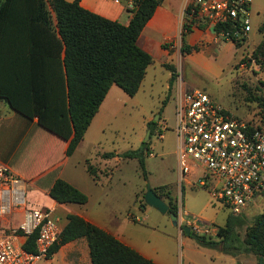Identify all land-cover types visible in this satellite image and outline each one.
Listing matches in <instances>:
<instances>
[{
  "label": "trees",
  "instance_id": "16d2710c",
  "mask_svg": "<svg viewBox=\"0 0 264 264\" xmlns=\"http://www.w3.org/2000/svg\"><path fill=\"white\" fill-rule=\"evenodd\" d=\"M134 2V8L129 9L130 23L122 25L86 10L81 0H0V99L18 115L30 122L37 119L41 128L68 142L67 156H72L84 140L111 87L116 85L127 95L135 96L153 64V57L138 41L161 0ZM263 29L264 23L259 31ZM191 31V24L186 23L182 32L183 54L201 49L186 44ZM254 56L264 57V40ZM165 67L172 72V85L174 67ZM155 124L150 125L151 134ZM148 143L121 155L123 159H138L146 179L144 151L148 150ZM115 156L103 154L104 159ZM86 167L97 179V169L89 161ZM154 191L167 202L170 212L179 213L165 187ZM49 196L60 204L85 205L89 201L87 194L61 178L51 187ZM67 220L60 241L51 248L47 259H52L62 246L86 239L91 264H157L78 215L69 214ZM243 222L230 216L226 226L219 227L218 239L194 233L191 237L202 247L222 246L224 252L233 255L235 250L243 251L254 255L258 264H264V212L241 240L235 229ZM36 238L37 234H33L27 240L28 251L36 252Z\"/></svg>",
  "mask_w": 264,
  "mask_h": 264
},
{
  "label": "rangeland",
  "instance_id": "374dc122",
  "mask_svg": "<svg viewBox=\"0 0 264 264\" xmlns=\"http://www.w3.org/2000/svg\"><path fill=\"white\" fill-rule=\"evenodd\" d=\"M251 10L253 29L244 43L237 45L220 38L222 43L214 49L215 52L203 51L189 57L183 63L180 75L190 87L209 94L231 114L264 128V57L258 59L254 56L264 40V29L259 31L264 23V0H253ZM174 71L176 80L179 73L175 68ZM171 77L168 68L154 63L135 96L127 95L117 86L103 102L73 160V165H77L76 183L89 197L87 205L76 208H85L104 226L112 216L121 219L115 222L114 228L107 226L108 229L117 231L118 224L122 237L134 243L135 250L147 255L160 253L165 264H258L254 255L243 251L235 250L233 255L224 252L222 246L202 247L187 235L182 241L178 240L179 227L172 224L169 215H163L145 203L149 185L153 189L165 187L178 205V216L182 212L185 220L194 216L208 224L225 227L228 218L233 216L228 208L213 204L207 190L193 184L197 176L190 174L185 181H180L175 134L176 85L173 84L171 89ZM153 122L156 124L151 134ZM42 135L51 137L46 132ZM145 142H149L148 150L144 151L147 179L138 159L121 157L125 152L143 148ZM105 153H115L116 156L104 159ZM87 161L98 172L102 171V175L111 174L109 182H104L105 187L97 189L93 185ZM41 169L30 166L28 177ZM27 191L30 209L48 205L44 194L30 185ZM256 199L242 215L233 216L244 221L235 229L241 240L245 238L247 228L264 212V194ZM133 216L139 220H134ZM61 217L60 223L64 225L66 215L61 214ZM79 256L76 264H85L83 253ZM37 264L73 263L59 255Z\"/></svg>",
  "mask_w": 264,
  "mask_h": 264
},
{
  "label": "built area",
  "instance_id": "2783aa9c",
  "mask_svg": "<svg viewBox=\"0 0 264 264\" xmlns=\"http://www.w3.org/2000/svg\"><path fill=\"white\" fill-rule=\"evenodd\" d=\"M252 2L184 0V25L208 28L218 39L244 43L253 29ZM129 6L134 8V0ZM175 134L181 182L190 174L197 176L193 184L207 190L212 203L228 208L233 216L242 215L263 196L264 129L236 117L209 94L193 88L179 91L176 97ZM28 186V181L0 163V264H37L49 257L61 239L63 228L55 208L27 206ZM179 219L198 236L218 234L219 228L197 217L185 220L180 212ZM33 234H37L35 253L25 248Z\"/></svg>",
  "mask_w": 264,
  "mask_h": 264
},
{
  "label": "crops",
  "instance_id": "0c3cea01",
  "mask_svg": "<svg viewBox=\"0 0 264 264\" xmlns=\"http://www.w3.org/2000/svg\"><path fill=\"white\" fill-rule=\"evenodd\" d=\"M68 1L72 2L74 0ZM130 1L131 0H81V5L86 10H89L109 20L117 21L122 25H128L132 18V13L129 11ZM183 5L184 0H161V3L156 8L154 15L148 21L146 27L142 31L138 43L142 49H144L153 57V64L148 68L147 75L141 87L144 85L149 71L154 63H159L161 67H165V65L173 66L180 75V70L182 69L183 63L186 62L189 57L193 56L195 53H201L203 51H205V53L215 52L214 49H216L217 46L222 43L216 37L215 33L212 32V30L208 28L193 27L192 31L186 36V44L191 47L199 46L201 49L199 52L183 54L181 51L183 47L182 32L184 30L185 22ZM169 43H171V45ZM173 84L176 85L174 89L176 97L179 91L193 89L183 81V78L180 81L179 76L173 82ZM115 87L117 86L113 85L111 87L106 98L109 97ZM106 98L104 102L107 100ZM2 104H5L6 106L3 108L0 107V163L9 166L18 176L28 181L32 189H36L47 197L48 205L41 208H36L42 210H47L52 207L55 208V215L59 217L60 221L62 218L61 214L66 215V223L61 225L62 228H64L67 224V216L69 214L78 215L85 220L99 226L100 228L112 233L123 243L135 249V245H132L134 243H130L126 241L124 237H122L118 224L116 225L118 228L116 229L117 231H113L107 227L111 226V228H114L115 222H118L121 219L116 218V216H112L108 220V225L104 226L102 223L88 214L85 208H76L79 206L84 207L88 203L85 205L60 204L49 196L51 187L59 178L66 180L70 184L79 188L81 191L83 190L76 183L77 165H73V160L75 159V156L77 155L80 145L83 141L80 143L72 156H67L66 150L68 148V142L59 139L55 135L41 128L38 125L37 119L30 122L29 120H26L22 116L18 115L5 100L0 99V106ZM103 104L104 103H102V105ZM6 107H8L9 110H5L7 109ZM98 113L94 117L90 127L93 125ZM44 132L50 134L51 137H44V135H42ZM104 165L107 166L106 164ZM30 166L35 168L42 167V169L37 170L36 173L30 178V176L28 177V169H30ZM110 175L111 174L109 173L102 175V171H99L98 178L94 179L89 174L93 181V185L97 189L105 187L104 182H109ZM256 200L257 199L251 202L246 211L252 205H254ZM133 219L136 221L139 220L138 217L134 216ZM211 225L216 226L213 223ZM216 227L219 228V226ZM178 232V240L182 241V238H184L186 234L183 235L180 228H178ZM213 238L218 239L217 236H214ZM172 239L174 240V238ZM136 251L146 258L152 259L157 264H165L163 255L160 253L147 255L138 249H136ZM81 252L83 253L85 264H91L89 246L86 239L76 240L62 246L58 253L54 255V257L60 255L64 257L65 260L76 264Z\"/></svg>",
  "mask_w": 264,
  "mask_h": 264
},
{
  "label": "water",
  "instance_id": "95a60500",
  "mask_svg": "<svg viewBox=\"0 0 264 264\" xmlns=\"http://www.w3.org/2000/svg\"><path fill=\"white\" fill-rule=\"evenodd\" d=\"M145 203L149 206L154 207L163 215H169L172 224L176 227L181 228L187 236H191V229L189 226L181 225L178 214L169 211V205L159 197L154 189L149 185L145 193Z\"/></svg>",
  "mask_w": 264,
  "mask_h": 264
}]
</instances>
